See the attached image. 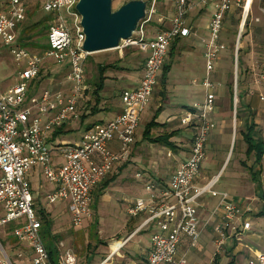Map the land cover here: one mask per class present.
Wrapping results in <instances>:
<instances>
[{"label":"built area","instance_id":"obj_1","mask_svg":"<svg viewBox=\"0 0 264 264\" xmlns=\"http://www.w3.org/2000/svg\"><path fill=\"white\" fill-rule=\"evenodd\" d=\"M36 1L49 14V48L42 55L32 54L16 44L19 29L26 18L27 0H7L0 10V41L9 47L20 68L17 84L5 93L0 92V228L16 225L13 230L15 240L25 246L15 258H11L0 241V264H16L17 261H25L26 264H77L75 252L63 242L56 245L57 255L55 263L52 262L42 236L43 224L35 210L29 174L36 167L40 168L45 180L54 186L45 195L46 205L65 203L71 226L82 227L91 218L92 191L130 156L141 116L158 84L171 46L178 39L192 35L189 15L196 9L208 7L212 11L207 35L200 40L205 65L201 82L204 100L195 105L193 111H186L179 117L181 127L193 130L188 157L177 166L167 185L160 181L146 183L147 199L129 205L127 216L146 215L133 234L155 228L151 234V250L140 264H187L186 257L178 255L182 239L188 238L191 247H195L201 232L217 213H220V221L213 226L216 253L224 251L226 241L237 239L251 230L254 209L230 202L228 193L215 191L220 174L203 186L199 180L210 135L217 129V123L210 116L216 108L215 90L220 85L214 79L216 65L227 49L221 37L225 19L232 10H240L243 28L253 6L257 5L261 19H255V22L264 29V0H171L175 13L169 20V26L164 27V19L159 17L155 23L159 30L151 38L147 37V26L156 15L158 0H143L148 2L146 18L140 22L132 38L123 41L117 49L136 47L140 53L147 54L139 85L123 91L122 112L113 120L93 125L75 144L61 143L56 148L49 145L52 133L67 122L78 120L76 110L86 91L84 71L90 55L83 50L85 36L81 17L76 11L78 0ZM239 32L238 40L242 29ZM49 59L58 64L69 61L66 75L68 92L45 89L40 93H30L31 84L38 79L43 64ZM233 59L237 66L238 45ZM234 80L233 138L239 101L236 74ZM255 82L258 84L259 81L256 79ZM248 96L264 101V96L255 90H248ZM114 143L117 147L113 146ZM53 152L63 158L62 164H54ZM206 196L217 199L218 203L208 221L202 223L197 207ZM261 199L264 200V192ZM21 219H25V224L17 226ZM126 242H119L117 250ZM111 258L112 254L99 264H110ZM247 264H264V253L257 254Z\"/></svg>","mask_w":264,"mask_h":264},{"label":"rangeland","instance_id":"obj_2","mask_svg":"<svg viewBox=\"0 0 264 264\" xmlns=\"http://www.w3.org/2000/svg\"><path fill=\"white\" fill-rule=\"evenodd\" d=\"M126 1L125 0H113L112 9L117 10ZM7 0H0V10L6 5ZM168 9L173 8L171 0H159L156 7V15L153 18V22L147 26V37L151 38L155 28V23L162 13V7ZM27 12L26 18L21 25L18 32L19 44L29 50L32 54L42 55L46 51L48 46V40L46 34H41L40 28L35 23H45L44 19H49V14L45 13L39 6L36 0H27L26 3ZM211 10V7H208ZM255 19H261L257 7H253L251 16L246 20L243 25L240 39L239 30L241 27V14H236L234 18V24L228 20L231 33L224 35V39L230 44L229 49H226L222 56L228 59L221 61L220 64V78L222 83L216 87L215 93L218 94L216 100L217 106H224L226 109L223 112L220 123L224 124L223 129L218 128L211 135L208 145L206 147V159L201 165L202 180L200 185H205L207 181L217 176L220 173L218 182L215 186V191L223 193H229L231 189L240 180L241 175H245L250 178L252 182V176L256 170H250L246 165L256 166V158L254 151L250 154L247 153V143L242 140L241 130H245L243 125L239 126L236 118V131L235 138L236 144L232 142L233 128H234V101H232L231 109H228L230 94L227 90L226 83H231L235 87V74L240 76L244 88L246 89L247 98H255L248 96V90H258V87H264V35H256L255 28H261L260 23H256ZM210 21V18H209ZM209 21L204 18L200 21L199 30L207 32ZM70 25V21H68ZM156 32V31H155ZM239 41V42H238ZM30 42L33 45L29 44ZM180 46H187V49L183 52V61L174 63L172 70L167 74L164 84L161 83L160 78L156 87H167V97L161 102L158 101L160 90L155 89L152 96L149 98L148 104L141 116L139 127L136 131V139L140 138L142 144L139 148V153L135 155L133 159V165L128 169L130 178L135 182L134 187H108L104 190V196L98 197L100 186L104 182L101 181L97 187L92 191V203H91V218L86 220L82 227L73 228L70 224L67 214L66 206L63 203H56L51 206L46 205L45 195L47 192L53 190L54 186L51 185L42 175L41 169H37V173L33 169L29 174V182L31 183L32 193L36 201L35 210L37 216L41 220L42 214H47L49 218V231L51 237H55L57 245L59 242H63L66 247L72 248L77 256V264H99L103 261V258L109 253V246L111 245L112 251L120 246L123 242L124 236L130 235L134 228L133 225L128 224L131 219L127 216V208L134 201H141L147 199V192L145 191V184L158 181L160 176L168 174L173 168L177 166L185 158L183 153H179V149L154 145L144 140L143 133L148 123L152 120L156 122H166L170 118L173 119L178 112L176 106L178 101L175 100L177 94H171L173 87H191L190 78L198 75L202 68L201 51L202 45L199 46V38H189V40H181ZM193 45V48L191 47ZM201 44V43H200ZM227 45V44H226ZM238 45V63L235 66L233 59V53ZM175 55V54H174ZM144 54L140 53L138 48L132 47L123 49L122 51L113 50L103 52L99 54L90 55L85 63V85L88 86V92L83 94L79 107H77L76 114L78 120L73 121L68 127L69 132L63 133L60 136V141H65L68 144H75L81 139L85 128L90 123L107 122L113 118L115 109L112 110H99L95 114H89L92 108H96V98L92 96L94 82H99L100 75L98 73V66H103L105 69V81L106 87L122 88L135 86L138 83V75L140 64L143 61ZM69 61L63 64H58L55 61L49 59L43 64L40 75L36 81L31 84L30 93H40L45 89H49L53 92H68L69 85L66 81V75L69 71ZM109 66V67H108ZM20 68L15 62L13 56L10 53L9 47L5 46L0 41V92L5 93L7 90L17 84L18 72ZM162 70V69H161ZM161 75V72L160 74ZM223 78V80H222ZM256 79L259 81L256 84ZM201 80L195 84L200 87ZM201 89H203L201 87ZM259 92V91H258ZM101 96V94H99ZM264 96V92H262ZM257 98V97H256ZM238 99V97H237ZM258 99V98H257ZM116 105H119L117 99ZM264 102V101H262ZM159 106L161 108H159ZM227 106V107H226ZM119 107V106H118ZM158 108V109H157ZM186 111V110H184ZM239 101L236 105V117H239ZM176 120H179L177 118ZM219 122V121H218ZM222 130L221 133L219 130ZM166 131L164 125L156 127L151 131L152 136H158ZM220 133V134H219ZM247 133V132H246ZM256 133V132H255ZM179 137L171 140L176 142L177 147L181 150H188L189 143L185 141L189 138V131L183 129L179 132ZM254 135H252V138ZM51 138V137H49ZM238 139V140H237ZM51 139H48L50 141ZM51 142H49L50 145ZM246 143V145H245ZM137 144L134 146L136 147ZM56 148V147H55ZM180 150V151H181ZM131 151V150H130ZM130 157V156H129ZM54 164L56 163V152L52 155ZM129 159V158H128ZM63 160V159H62ZM61 161V159H59ZM222 169V170H221ZM38 174V175H37ZM110 175V174H109ZM109 175L107 177H109ZM139 175V177H137ZM106 177V178H107ZM248 192L252 190V187L247 188ZM253 191V190H252ZM251 193V192H250ZM126 195L122 200L121 196ZM255 199L258 195L252 193ZM208 197V196H207ZM206 197V198H207ZM128 201V202H127ZM212 201V200H210ZM208 202V201H207ZM215 200H213L206 210L211 211L215 206ZM256 206H253V209ZM2 214H0V218ZM17 226L25 224V219H21L16 223ZM16 225L11 224L0 228V241L3 243L8 255L11 258H15L19 250L25 248L24 244H18L13 235V230ZM151 230H155L154 227ZM134 233V232H133ZM123 236V237H122ZM149 234L145 233L139 238H143L145 243L149 240ZM126 238V237H125ZM136 238L133 243H137ZM142 239V240H143ZM0 252V257H1ZM16 264H26L25 261H17Z\"/></svg>","mask_w":264,"mask_h":264},{"label":"crops","instance_id":"obj_3","mask_svg":"<svg viewBox=\"0 0 264 264\" xmlns=\"http://www.w3.org/2000/svg\"><path fill=\"white\" fill-rule=\"evenodd\" d=\"M255 6L257 7V5H254L253 7H255ZM161 10H162V13H164V14H161V16H159V17L164 19V27H168L169 26V20L173 17V15L175 13L174 5H173L172 9H168V8L163 6ZM211 11H212V9L209 10L208 8L207 9H200V10L196 9L195 11H193L189 15L188 22H189V25L192 27L193 32H192V35L190 37L183 38L184 40H187V39L189 40V38H199V41H200L202 38H204L207 35V32L203 31L204 33H202L199 30V28H200L199 23H200V21L204 20V18H206V20L209 21V18L211 16ZM235 11H237V10H234V11L232 10L227 15V18L225 19V23H224V30H223V33L221 36L222 40L225 42V44H227V49H229L230 44H228L227 41L224 39V37H225L224 35H228L229 33H231V31H229L230 27H229V24L227 23V21L230 20L229 18L234 14ZM257 11H258V7H257ZM241 25H242V22H241ZM158 30H159V27L155 26L154 30H152L154 32L151 33V37L155 36V34L158 32ZM183 39H178L174 43L175 45L174 46L172 45L174 47V49L172 51H169L168 56H167V58L163 64V65H167L170 67L168 70V73H170V71L172 70L174 63H176V62L179 63L180 60L183 61V52H184V50L187 49V46H180V44H181L180 41ZM200 43H201V41L199 42V46H201ZM191 47L193 48V45ZM146 56H147V54H144L143 61L145 60ZM200 56L202 59V68L200 70V73H198V75L195 73V76H192V78H190L189 83H190L191 87H187V85H185V87H173V91H171V94H177L175 97V100L178 101L177 102L178 105L176 106V108L178 109V112L175 113L176 115L174 116L173 119L170 118L166 122H162V123L157 122L159 125H164V127L166 129V131L164 133H170L172 131H179L180 132L181 130L186 129L184 127H181L179 124V120H176V119L179 118L184 112L190 111L189 109L194 108L195 105L203 102V100H204V90L201 89V87H202L201 83H200V87H192V86H197L195 84H197L200 80L202 82V79L204 77L205 65H204V60H203V50L201 51ZM228 58L229 57H227V58L223 57L221 54V57H220L219 61L217 62L214 79L218 83H222V82H220L221 81V78H220L221 69H220L219 63L223 60L228 59ZM143 61L141 62L140 68H139V75H138L139 80L135 86L122 87V88H117V87L114 88V87H106L105 86L103 88V90L100 92L101 96L99 95V102L96 105V109L89 112V114H95L99 110H101V111L102 110L103 111L112 110L113 111L115 109L116 112L113 115V118L111 120H113L117 115H119L123 109V106L121 103V94L123 93L124 90L133 89L139 85L140 79L142 77ZM184 65L187 66V64L185 62H184ZM161 75H162V70H161ZM161 75H159V78L161 77ZM222 80H223V78H222ZM244 87L245 86H243V84H241L240 90L242 91L243 94L246 95V89ZM165 88H167V87H161V88L155 87V89L160 90V94H159V98H158L159 102H161L165 97H167L168 92H167V89H165ZM88 89H89V87H86V91ZM155 89H154V91H155ZM154 91H153V93H154ZM257 91H259V93L262 94V92H264V87H258ZM215 95H216V100H217L218 94L215 93ZM245 95L243 98H241V104L239 106V110H240L239 111L240 112L239 117H236L238 120L239 126L243 125V128H245V130H241V134H242L241 136H243L242 140L244 141L245 134H250L251 138H252V135H254V137L252 138V140L254 142L264 144V102L259 101V99H257L256 97L255 98H247ZM116 99H117L119 105H116V103H115ZM229 103H230V105L228 106V109H231V106H232L231 96L229 98ZM159 108H161V107L159 106ZM224 109H226L224 106L222 107L220 105L219 106L216 105L214 113L210 116V118L217 123V129L220 127H221V129H223L222 126L224 124H222L223 122L220 123V121H221V117L223 115V112L225 111ZM184 110H186V111H184ZM111 120H109V121H111ZM109 121H107V122H109ZM72 122L73 121H69L66 123V125H65V131L66 132H69L68 127H69V125H71ZM103 123H106V122H101V124H103ZM96 124H98V123L88 124V125H90V127L87 128V126H88L87 125L84 133L87 130H89L93 125H96ZM221 129L219 130L220 133L222 131ZM186 130L189 131V138L186 139L185 141H188L189 148H190V140H191V137L193 134V130L192 129H186ZM164 133H162V134H164ZM162 134H160V135H162ZM213 134H214V132L211 135H213ZM211 135H210V137H211ZM177 137H179V135L174 136L171 140L174 141V139H176ZM234 138L232 139V142H234L236 144V141L234 140ZM209 140H210V138H209ZM141 141L142 140L140 138L135 140V144H137V145H136V147L133 146L131 148L129 159L127 161L117 165L113 169V171L110 173L109 177L105 178L104 182L102 183V186L106 182H108V186L106 188H108V187H118V188L125 187V188H127L128 186L129 187L135 186L134 185L135 182L130 178V176L128 174V169L133 165V159H134L135 155H137L140 151L139 148L142 144ZM54 143L57 146L61 143H67V142L60 141V139L58 138ZM50 145H52V144H50ZM154 145H157V144H154ZM245 145H246V143H245ZM56 146H52V147L55 148ZM113 146L117 147V144L114 143ZM175 146H176L175 148L179 149V153H181V154L183 153L185 158L188 157L189 149L188 150H181L180 148L177 147L176 142H175ZM247 148H248V146H247ZM59 159H61V161H59ZM62 159L63 158L56 152V158H55L56 163L55 164H59V165L62 164L63 163ZM246 166L250 170H256L255 174L252 176L253 181L250 182L249 177H246L245 175H241L240 180L237 181V184L233 187V189H231L229 191L228 200L230 202L237 203V204H240L243 206H251L252 208H253V206H256V208H254L253 216L251 217V220H250L251 221V230L245 232L243 235H241L237 239H232V240L226 241L225 246H224V251H222L221 253L218 254V253H216V249H215V246L213 243V240H214L213 226L217 222L220 221V213H217L215 215V217H213L211 219L208 227L201 232V235H200L198 242H197L195 247H191L190 241L188 238L184 237L182 239V241L178 247V255L179 256H185L187 259V264H247L248 261L250 259L254 258L257 254L264 253V200L261 199V194H262V192H264V156H262L259 164H257L256 166H252V165H246ZM37 169H38V167H36L34 169L36 173L38 172ZM175 169H176V167L173 168L172 170H170L168 174L164 175L165 177H163V174H162L160 176V178H158L159 179L158 181L162 182L163 185H167L169 183L170 177L173 174V172L175 171ZM30 176L31 175H29L28 179L30 178ZM202 178L203 177L201 176L199 183L202 180ZM30 185H31V183H30ZM250 186L252 187V190H253V191L250 190L251 193L248 192V190H247V188ZM31 191H32V188H31ZM51 191H49V192H51ZM49 192H47V193H49ZM252 193H254L255 195H258V197L255 199V197L252 196ZM104 194L105 193L103 192L102 195L104 196ZM125 197H127V196L126 195L121 196V198H122L121 201H123V199ZM206 197L201 199L200 205L197 207L198 215H199V218H200L202 223H206L208 221V219L210 218L211 212L214 210V208L216 207V205L218 203L217 199H213L209 196L207 198ZM210 200L216 201L215 206L212 208L211 211L206 210L208 205L212 202ZM141 201H145V200H141ZM136 202L137 201H134V203H136ZM63 204H65V203H63ZM65 206H66V204H65ZM68 217H69V215H68ZM145 218H146V215L141 214L138 217L131 218L128 221V224L133 225V227H132V229L134 228L133 232H135L137 230V228H139V226L142 224V222L145 220ZM133 232L130 235H128V237L122 236L123 237L122 240L125 239L127 242L120 250H117V248H115L112 252V248L110 245L109 246V253L103 258V260L105 258H107L110 254H112L110 264H140V263L144 262L148 256L150 250H151V234H152L153 230H151V229L145 230L144 229V230H141L140 232H138L137 234H133ZM145 233H148L150 236L147 243H145L143 238H139ZM136 238H139L138 242L133 243V241ZM125 240H123V241H125Z\"/></svg>","mask_w":264,"mask_h":264},{"label":"water","instance_id":"obj_4","mask_svg":"<svg viewBox=\"0 0 264 264\" xmlns=\"http://www.w3.org/2000/svg\"><path fill=\"white\" fill-rule=\"evenodd\" d=\"M112 1L78 0L76 11L81 17L85 36L83 50L88 55L119 49L123 41L132 38L140 22L146 18L147 1L130 0L117 10L112 9Z\"/></svg>","mask_w":264,"mask_h":264},{"label":"trees","instance_id":"obj_5","mask_svg":"<svg viewBox=\"0 0 264 264\" xmlns=\"http://www.w3.org/2000/svg\"><path fill=\"white\" fill-rule=\"evenodd\" d=\"M236 14L240 15L241 11L240 10L235 11L234 14L229 18L230 21L233 24L235 23L234 22V18H235ZM44 22L45 23L38 22V23H35V25H37V27L40 28L39 31L41 32V34H46L47 35L48 29H49V19H44ZM254 32H255L256 35H258V34L264 35V29H262V27L261 28H257V29L255 28ZM29 44L33 45L32 42H30ZM174 45L175 44H173V46ZM173 46L171 47L170 51H172L174 49ZM238 55H239V52H238ZM106 68H107V66L106 67L98 66V73L100 75V79H99L100 81L96 82V83L94 82V84H93L92 96H94L96 98L97 104L99 102V94L103 90V88L105 87L104 81H105L106 77H105L104 72H105ZM169 68H170L169 66L163 65L162 75L160 77V81L162 82V84H164L165 79L167 78V74H168ZM241 84H242V81L240 79V76H238L237 86H238L239 106L241 104V98H243L244 95H245L240 90ZM226 85H227L228 92H229V94L231 96V101H233V88L234 87H233V85L231 83H227ZM87 92L88 91H85V93H87ZM95 109L96 108H92V110H95ZM189 110L193 111V108H191ZM65 125L66 124H64L63 126L57 128L52 133L51 138H50L51 140L49 141V142H51L50 144H52V146H56L54 142L58 138H60V136L63 135V133L66 132L65 131ZM159 126H161V125H159L155 120H152L150 123H148L147 126H146V129H145V131L143 133L144 140L148 141L151 144H157V145H161V146L175 148L176 146H175V144L173 142H171V139L174 136H177L179 134V131H172L170 133H164L162 135H158V136H155V137L152 136L151 131L154 128L159 127ZM88 127H90V125H88L87 128ZM186 129H188V128H186ZM189 129H191V128H189ZM244 140H245V142L247 143V146H248L247 153L250 154V153H252L254 151L256 162H257V164H259L262 156H264V144L254 142L252 140V138L250 137V134H245ZM235 141H236V139H235ZM58 146L59 145H57L56 147H58ZM107 186H108V182H106L103 186L102 185L100 186V191H99L98 197H101V195L103 194V192H104V190L106 189ZM41 221H42V224H43L42 236H43L47 251H48V253L50 255V258H51L52 262L55 263L54 260H55V257L57 255V250H56V245H55L56 244V242H55L56 238L55 237H51V235H50V231L48 229L49 223H50L48 215L47 214L46 215L42 214L41 215Z\"/></svg>","mask_w":264,"mask_h":264},{"label":"bare ground","instance_id":"obj_6","mask_svg":"<svg viewBox=\"0 0 264 264\" xmlns=\"http://www.w3.org/2000/svg\"><path fill=\"white\" fill-rule=\"evenodd\" d=\"M248 7H249V5H248Z\"/></svg>","mask_w":264,"mask_h":264}]
</instances>
